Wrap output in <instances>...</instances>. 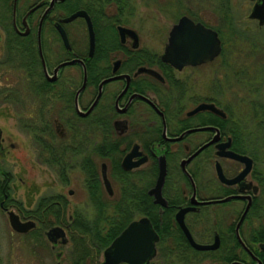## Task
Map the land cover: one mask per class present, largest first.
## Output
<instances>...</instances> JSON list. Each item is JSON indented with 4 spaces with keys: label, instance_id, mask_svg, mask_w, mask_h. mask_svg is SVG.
<instances>
[{
    "label": "flooded vegetation",
    "instance_id": "flooded-vegetation-1",
    "mask_svg": "<svg viewBox=\"0 0 264 264\" xmlns=\"http://www.w3.org/2000/svg\"><path fill=\"white\" fill-rule=\"evenodd\" d=\"M240 2L245 3V7L240 8ZM260 2L261 0H8L5 8L6 14L9 16L12 32L30 41L31 46L36 51L39 61V78L44 83L47 82L50 84L48 88L44 84L40 87L42 90L40 96L46 98L47 92H49L55 98H67L66 109L72 111L78 118H88L92 114L94 106L104 95L112 99V107L117 115L125 112L130 113L133 104H139L147 113V116L143 120H138V122L133 123L123 120L121 124H118L116 118L113 120V129L121 136L128 134L127 132L131 130H154V128L159 127L160 139L148 138L146 141L148 144L133 139L121 153L120 160L130 151L132 145L135 144L137 145V151L140 153L131 160L136 161L144 156V161L129 170L120 168L123 172L137 170L139 173V182H142L140 187H143L151 203L157 206L158 219H160L162 209L170 206L173 207L172 219L181 233L185 244L190 249L201 252L204 255H201L199 264H231L232 262H239L241 264H264V240L257 239V237L253 239L255 231L260 227L264 230V222L255 227L252 223L246 224L252 218L253 213L251 212V208L255 199L262 194V191L264 192V187H261V183L259 182V179H264V177H261L262 174L260 171L255 170V157L251 154L253 152L254 140L244 138L241 130H239L240 137L238 139L233 138L228 129L230 126L229 123L222 126L217 121V119H225L227 112L231 111H226L221 108L216 97L208 95L202 96L198 91L200 88H205L204 76L196 75L194 77L185 76L180 78L177 73L185 68L195 69L212 63H215V66L222 70H225L224 67H229L228 57L231 55V52L229 48H226L223 35L228 34L230 40L234 39L235 41L241 42L243 32L247 29L246 25H255L260 30L264 28V22L259 24L256 18L249 17L253 5ZM142 4L152 6L154 16L151 15V18L146 19L140 18L138 16L140 13L137 11ZM205 4L211 7L206 8ZM77 11H83L86 14L93 33V46L90 54H88V27L84 17L77 16L71 20L62 21ZM181 17H186L193 24H199L215 32L220 43V49L216 56L202 63L184 65L180 69H175L170 63L162 60L161 54L167 40L168 32ZM147 20H150V29L157 36H161L164 33V42L160 51L143 47L140 44L137 28L134 24L144 25ZM58 27L65 35L68 47L64 46ZM238 27L242 30H239ZM121 28L130 30L135 38L133 39L124 31H122L121 35ZM79 32L81 36H79ZM37 41L39 42L43 65L39 59ZM0 43H5V31L1 26ZM246 44L256 49L253 46L255 43ZM229 46L230 44L227 45V47ZM96 49L99 51L97 54H95ZM79 50H82V52ZM248 54L250 55V53ZM84 56L87 62H89L91 72L93 73L89 78L86 72ZM133 57L139 58V64L135 68L130 69L128 66L133 65ZM72 58H79L85 69V81L76 96L77 108L81 112H84L93 101L97 93L98 84L102 79L117 74H127L129 77L128 82L126 84L125 78H119L114 79L116 81L111 80L103 83L101 85L100 95L91 111L86 115H79L74 107V97L83 81L81 64L73 63L68 65L71 67L73 65L79 66L80 81L78 82L76 77L71 74L60 76L61 69L66 65L59 67L55 73L53 72L57 64ZM257 58L256 62L258 63L255 64L257 71L254 72V77L260 75L264 78V58L262 60L261 57ZM260 60L261 64H259ZM99 64H102L106 70L101 75L95 76L94 69ZM139 67H144L148 71L135 73ZM260 69L261 71H259ZM15 73V69L13 68H0V80L2 81V84H0V93L6 95V99L13 102L15 97L22 99L30 97V83L22 77L15 76ZM224 73H226V70ZM220 78L222 77L215 76L207 88L215 96L222 92ZM94 80H96L95 84L92 83ZM108 85L110 87H107ZM5 91L7 92L4 93ZM120 92L121 95L115 106V98ZM132 93L140 94L148 100L146 101L139 97L129 99V95ZM185 102L191 105L183 112L182 109ZM44 103V100L41 101V107H44ZM126 103L127 105L124 111L118 112V109H122ZM150 103L161 112L162 116L154 110ZM201 103L213 104L214 107L224 113V116L214 114L207 109L190 113ZM22 108V112H24V104ZM15 110L18 112L19 109L15 108ZM57 111L59 113V110ZM166 112L172 116L171 122H166ZM14 113L13 110V115ZM212 116H214L215 124L207 122ZM208 117L210 118L207 119ZM180 120L185 121L180 122ZM90 126L89 123H73L69 118H65L64 116L60 117V114L59 117L54 116L51 118V128L56 137L54 150L58 157L65 159L63 162L65 165V181H61L55 175L58 181L64 185L68 183L69 171L75 167L79 169L77 165L81 157L83 160V157L86 155L85 153H90L92 144L84 136V131H88ZM200 127H211L212 129H197ZM69 129L72 132L77 131L81 133L79 141L68 138ZM189 129L196 130L189 131L178 139H172L181 132ZM214 129L218 133L217 140L199 149L185 164L187 173L182 172L179 166L180 160L187 158L199 147L211 140L215 134ZM21 130L30 139L29 134L23 127ZM162 131H164L165 137H162ZM225 142H228L227 146L221 148L217 146ZM31 144L34 148L35 143L31 141ZM234 146L246 147L247 151L238 150ZM15 147L16 145L11 142L10 137L3 135L0 128V159L5 157L8 148ZM221 150L231 151L235 154L246 156L251 160L248 171L240 180L227 184L218 178L215 164H218L220 172L225 179L235 177L245 166L244 162L227 156L217 155V151ZM35 154V157L38 158L40 163L54 172L53 168L45 163V155L39 158L36 151ZM159 156L163 157L165 164V173L160 187V194L166 203L164 206L154 203L153 195L148 193L154 186L156 180ZM101 164H103L107 176L106 164L103 161L99 163V175ZM153 166L154 169H152ZM58 168H63V166L60 164ZM172 170H175V173L170 177L169 175L172 173ZM79 171L82 173L80 169ZM0 175L2 177L0 179V186L2 184L7 185L6 190H0V211L4 212L7 223L8 211L16 214L20 221L31 220L34 223V226L24 233L12 230L8 224L10 231L22 238H31V246L33 248L36 246L43 247L47 244L52 251L59 245L70 247V239L73 236H71L69 228L76 223V220L73 219L71 213L68 215L65 213L68 207L66 197L61 193H51L48 195H40L37 198L38 200L41 197H48L47 199L57 197V199L53 200V208L55 211H64L63 219H58L57 222H53L46 228L41 229L40 226L49 221H46L44 218L37 219L35 216L29 215L27 212L34 205L26 208L19 201L15 200L9 192L10 186L8 184L10 173L4 172ZM82 176L84 183L83 173ZM109 183L111 194H107L103 185L102 188L108 197H112L115 189L112 187L110 180ZM70 193L71 190H68V194ZM192 193H194V199L196 201L208 203H190ZM171 195L178 196V201L174 205L169 204ZM248 201L249 205L237 226L239 216ZM184 206L193 207L192 210L186 211L183 215L184 225L192 239L200 244H209L216 237L217 246L214 249L196 250L189 245L174 218L177 209ZM41 207L43 209L40 211V214L43 217V214L50 209L48 205H41ZM141 216L148 218L145 215H139L131 220ZM192 216L196 218H192ZM52 226H58L63 230L65 239L63 243L60 237H53L54 239L51 241L47 239L45 232ZM151 226L153 228L152 223ZM32 231L39 234L29 235L28 233ZM156 252L155 246V255L152 258L153 264H156L154 260ZM32 253L33 255L35 254L33 251ZM210 253H213V255L211 256ZM166 254L168 255V253ZM169 254L171 255V263L169 264H173L175 252ZM182 254L185 258L188 253L183 252ZM61 255L62 252H55L57 259L55 264L60 263L59 259ZM224 258L229 260H224ZM38 263L41 264L40 261Z\"/></svg>",
    "mask_w": 264,
    "mask_h": 264
},
{
    "label": "trees",
    "instance_id": "trees-1",
    "mask_svg": "<svg viewBox=\"0 0 264 264\" xmlns=\"http://www.w3.org/2000/svg\"><path fill=\"white\" fill-rule=\"evenodd\" d=\"M7 1L8 0H2L0 2V6H2V8H0V26L5 31V43L2 45L5 53L3 57L5 58L0 61V68H13L16 72L15 76L22 77L30 83L29 102H36V104L31 107L30 113H28L24 120L21 117L19 118V127H23L27 131L31 141L35 143L34 149L37 152V156L40 158V156L45 155V163L53 168L55 174L61 181H65V165L63 163L65 159L58 157L54 150V141L56 137L51 128V118L54 116L59 117L60 114V117L64 116L65 118H69L73 123H89L91 125L88 131H84V136H86L87 140L92 144L90 153H85L84 159L82 160L81 157L77 166L84 175V186L93 209V217L89 220H84L81 215L73 216L76 223L69 228L70 234L73 237L70 239L69 258L66 264H98V258L101 256L102 250L129 220L139 215L147 216L158 234L159 240L155 245L157 252L154 258L156 264L171 263V255L169 254L171 252H175L173 264H199L203 253L192 250L185 244L181 233L172 219L173 207L170 206L162 209L160 219H158L157 206L151 203L143 187H140L142 182H139V173L137 170L123 172L119 166L121 153L128 147L133 139L144 142L145 144H148L146 142L148 138L160 139L159 127L154 128V130H131L127 132L128 134L121 136L113 129L112 122L117 117V114L113 110L112 99L107 95H104L94 106L92 114L88 118H78L72 111L69 110V112L66 109L67 98H55L51 96L49 92H47L46 98L40 96V92L42 91L40 87L44 84V86L48 88L50 84L47 82L44 83L39 78L38 56L34 47L31 46V42L12 32L9 16L5 11ZM98 52L99 51L96 49L95 54ZM63 55L65 54L63 53ZM83 58L89 78V76L93 74L91 72V66H89L86 57L84 56ZM132 61L133 65L128 66L130 69L135 68L136 65L139 64V58L133 57ZM105 70L106 68L102 64H99L95 67L94 74L95 76L101 75ZM95 82L96 80L92 83L95 84ZM139 90H141V88H139ZM6 92L7 91L4 93ZM3 97L6 98V95ZM13 100L22 105V98L15 97ZM43 100L45 101L44 107H41V101ZM56 109L60 112L58 113ZM19 113H23L21 109ZM230 117L228 113L225 119H217V121L224 126L226 123H231ZM209 118L210 117L207 119ZM165 119L167 123L171 122L172 116L166 112ZM181 121L184 122L185 120H180V122ZM133 122L137 121H130V123ZM207 122L215 124L214 116ZM228 129L233 138L238 139L240 137L238 126L232 124ZM68 131L69 139L79 141L81 138L80 132H72L71 129ZM260 137L264 138V134L260 135ZM234 147L244 152L247 151L246 147ZM253 149H256V146L255 148L253 147ZM251 154L254 156V150ZM101 161L105 162L107 176L110 182L115 186L112 197H108L102 188L99 175V163ZM60 164L63 168L59 169L58 166ZM152 169H154V166ZM261 177L263 178L264 176L261 175ZM259 182L261 183V187H264V179H259ZM0 188H4L0 189L1 191L6 190L7 185L5 186L2 184ZM171 196L172 197L169 198V204L174 205L178 201V196ZM47 198H39L34 206L27 212L37 219L44 218L46 221H49L41 225V229L46 228L53 222H57L58 219L64 218V211H55L53 208V200L57 199V197ZM41 205H48L50 209L43 214V217H41L40 214V211L43 209ZM251 212L259 213L258 216L264 215L263 191L262 194L255 199ZM192 218L196 217L192 216ZM28 234L39 233L32 231ZM255 237L264 240V230L261 227L255 231L253 239ZM183 252L188 253L185 258L182 254ZM166 253H168V255ZM210 255L212 256L213 253H210ZM224 260L229 259L224 258Z\"/></svg>",
    "mask_w": 264,
    "mask_h": 264
},
{
    "label": "rangeland",
    "instance_id": "rangeland-1",
    "mask_svg": "<svg viewBox=\"0 0 264 264\" xmlns=\"http://www.w3.org/2000/svg\"><path fill=\"white\" fill-rule=\"evenodd\" d=\"M239 5L240 8L245 7L243 2H240ZM205 7L209 8L211 6L205 4ZM137 12L140 13L138 16L142 19L151 18V15L154 16L153 8L149 4H142ZM134 25L137 28L141 46L153 48L155 51L161 50L164 42V33L161 36H157L150 29V20H147L144 25L138 23ZM246 28L243 32V37H241V42L234 39L230 40L228 34L223 35L226 48H229L231 52L228 57L230 66L224 67L226 73H224L225 70L212 63L195 69L185 68L177 75L180 78L185 76L194 77L196 75L204 76L205 88H200L201 90L199 89L198 91L202 96L216 97L221 108L231 111H228L231 116L229 125L235 124L241 130L244 138L254 140L253 147L255 148L256 146V149H253L255 168L260 170L264 176V138L260 137V135L264 134V78L260 75L254 77V72L257 71L255 64L258 63L256 62V57H261V60L264 58V28L260 30L251 24L246 25ZM79 36H81L80 32ZM246 43H255L253 46L256 49ZM229 44L230 46L227 47ZM2 45L0 43V61L5 58L3 57L5 53ZM79 51L82 52V50ZM261 60L259 64H261ZM79 73L78 65H73L72 67L66 65L61 69L60 76L71 74L76 77L78 82L80 81ZM215 76L222 77L220 78L222 92L216 96L207 90ZM0 84H2L1 80ZM107 87H110V85ZM3 96L0 93V128L2 134L9 136L16 147L8 148L5 157L0 159V174L4 172L10 173L11 178L9 177L8 185L10 186L9 192L11 196L19 201L23 207L27 208L32 207L40 195L61 193L68 201L66 215L71 213L72 216L81 215L84 220L91 219L93 217V209L87 197L83 176L79 169L75 167L69 171L67 184L64 185L59 182L55 173L40 163L38 158L35 157L36 154L30 139L26 137L19 127V118L21 117L24 120L36 102L30 103L29 98L26 97L22 100V105H20L7 100ZM23 104L25 105L24 112L19 113V110L23 109ZM190 105L185 102L182 109L183 112ZM15 108L19 109L18 112H16ZM13 110L15 112L14 115ZM146 116L147 113L143 107L139 106V104H133L130 113L118 114L116 120L118 124H121L123 120L127 122L136 120L138 122V120H143ZM174 173L175 170H172L169 176L171 177ZM112 187L115 189L113 184ZM68 190H71L70 194H68ZM252 213L253 219L250 218L246 224L252 223L255 227L264 222V215L258 216L259 213ZM31 243V238H22L10 231L6 216L4 212L0 211V264H39L38 261L41 264H55L57 260L55 252L57 251L62 252L59 264L67 263L70 251L69 246L59 245L52 251L48 244L43 247L36 246L33 248ZM32 251L35 253L34 255ZM98 260L99 264L101 256H99Z\"/></svg>",
    "mask_w": 264,
    "mask_h": 264
},
{
    "label": "water",
    "instance_id": "water-1",
    "mask_svg": "<svg viewBox=\"0 0 264 264\" xmlns=\"http://www.w3.org/2000/svg\"><path fill=\"white\" fill-rule=\"evenodd\" d=\"M77 16L84 17L87 23L88 43H89L88 54H90L92 50V46H93V33L91 31L90 24H89L86 14L83 11H77L75 13L70 14L68 17H66L62 21H68ZM249 17L256 18L259 24L264 22V0H261L260 3H255L253 5V7L250 10ZM58 30H59L64 46L68 47L65 35L63 34L62 30L59 27H58ZM38 31H39V26H38ZM120 31H121V35H122V31H124L125 33L129 34L133 39L135 38L133 33H131L130 30L128 29L121 28ZM38 41H37L38 55H39L40 62H42V65H43V59L41 56V51H40V46H39ZM219 49H220L219 39L217 38L214 31L208 28H204L203 26L199 24H193L186 17H181L178 19L177 23H175L170 28L168 32L167 40L164 45L161 58L162 60L170 63V65L173 68L180 69L181 67L187 64L194 65V64L202 63L204 61L212 59L214 56L218 54ZM73 63H79L82 66V75H83L82 85L78 88L75 94V97H74V107H75L76 112L79 115H86L88 112L91 111V109L97 102V99L100 95L101 85L103 83L114 80V79H119V78H125L126 84L128 82L129 77L127 74H117V75L102 79L98 84L97 93L93 101L89 104L88 108L84 112H81L77 108L76 96H77V93L81 90L83 83L85 81V69L83 67L82 61L79 58H72L69 60L62 61L59 64H57L53 72L55 73L56 70L63 65H69ZM143 71H148V70L144 67H139L136 69L135 73L143 72ZM120 95H121V92L115 98V102H114L115 106H116V102ZM133 97H139L146 101L148 100L144 96L137 94V93H132L129 95V99ZM127 103L122 109H118V112L124 111ZM150 104L152 105V103ZM153 108L154 110H156V112H158L160 116H162L161 112H159L154 106ZM203 109H207V110H210L214 114L224 116V113L220 109L214 107L213 104H207V103L198 104L190 113L196 112L198 110H203ZM208 128L212 129L211 127H200L197 129H208ZM193 130H196V129L185 130L181 132L178 136L172 139H178L183 134L189 131H193ZM214 130H215V134L211 140L203 144L201 147H199L195 152H193L187 158L180 160L179 166L182 172L187 173L185 170V164L199 149H201L208 143H212L217 140L218 133L216 129ZM162 137H165L164 131H162ZM227 145H228V142H225L217 146L221 148ZM139 153L140 152L137 151V145L135 144L132 145V147L130 148V151L127 152L120 160V167H122L124 170H129L139 165L141 162L144 161L145 159L144 156L137 159L136 161L131 160L133 157L138 156ZM217 155L227 156L235 160L244 162L245 164V166L238 172V174L231 179H225L220 172L218 164H215L217 176L224 183L231 184V183H234L235 181L240 180L250 167L251 160L247 158L246 156L235 154L231 151H222V150L217 151ZM164 173H165L164 160L162 156H159L158 157V172H157L156 180H155L154 186L149 190L148 193L153 195L154 203H158L159 205H162V206L166 205L165 200L160 194V187L163 181ZM100 177H101L103 188L105 189L107 194H111L110 183L106 176V171H105L103 164H101V168H100ZM190 203L202 204V203H208V202L196 201L194 199V193H192L191 198H190ZM248 205H249V201L246 203L244 210L239 216V221L237 222V226L241 218L243 217ZM192 209L193 207L191 206H184V207L177 209V211L174 214V218L176 220L177 225L179 226V228L185 235L189 245L192 248L196 250L214 249L217 246L216 237H214L213 241L209 244H200V243L195 242L192 239L187 228L185 227L184 222H183V215L186 211H189ZM7 217H8V224L10 228L16 232L24 233L28 231V229L34 226V223L31 220L20 221L17 218V215L14 214L12 211L7 212ZM45 235L49 241L53 240L54 239L53 237H60L62 243L65 241L63 230L58 226L50 227L45 232ZM236 236H237V233H236ZM157 240H158V235L155 232V230L152 228L151 223L148 220V218L141 216L137 219H133L129 221L117 233V235L113 237V239L109 242V244L102 250L100 264H119V263L153 264L152 258L155 255V243L157 242ZM231 264H241V263L232 262Z\"/></svg>",
    "mask_w": 264,
    "mask_h": 264
},
{
    "label": "bare ground",
    "instance_id": "bare-ground-1",
    "mask_svg": "<svg viewBox=\"0 0 264 264\" xmlns=\"http://www.w3.org/2000/svg\"><path fill=\"white\" fill-rule=\"evenodd\" d=\"M60 196V195H59Z\"/></svg>",
    "mask_w": 264,
    "mask_h": 264
}]
</instances>
